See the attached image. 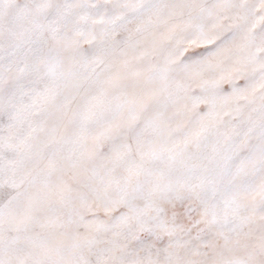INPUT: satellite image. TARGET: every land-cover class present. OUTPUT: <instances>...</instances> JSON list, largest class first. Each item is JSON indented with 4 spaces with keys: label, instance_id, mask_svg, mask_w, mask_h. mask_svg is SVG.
I'll return each mask as SVG.
<instances>
[{
    "label": "snow or ice",
    "instance_id": "obj_1",
    "mask_svg": "<svg viewBox=\"0 0 264 264\" xmlns=\"http://www.w3.org/2000/svg\"><path fill=\"white\" fill-rule=\"evenodd\" d=\"M0 264H264V0H0Z\"/></svg>",
    "mask_w": 264,
    "mask_h": 264
}]
</instances>
